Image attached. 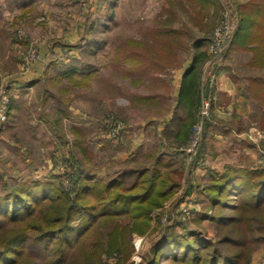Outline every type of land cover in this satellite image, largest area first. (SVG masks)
<instances>
[{
    "label": "rangeland",
    "instance_id": "1",
    "mask_svg": "<svg viewBox=\"0 0 264 264\" xmlns=\"http://www.w3.org/2000/svg\"><path fill=\"white\" fill-rule=\"evenodd\" d=\"M208 1L0 0V198L36 180L61 186L73 198L80 173V183L97 181L93 175L105 182L125 169L154 165L162 151L170 154L167 159L181 182L169 199L151 210L143 232L132 230L136 223L128 217L119 221L131 229L126 241H120L122 251L104 250L110 244L104 237L103 250L94 253L97 259H90L91 264H147L172 229L177 238L198 231L211 249L222 247L223 232L206 214L212 210L205 187L212 174H222L232 165L264 169V87L256 85L235 116L228 104L217 108L212 92L205 96L218 84L215 63L224 61L221 54L238 20L237 0ZM210 27V41L204 40ZM217 30L222 42L218 52L213 40ZM197 43H203L200 47L208 56L202 66L198 63L201 103L188 107V142L159 149V138L151 135L141 145L136 136L141 124L174 109L185 61ZM42 46L50 47V53L44 71L35 78L32 63ZM227 62L234 63L230 57ZM233 66L237 68V62ZM242 70L247 72V67ZM146 95L155 97L147 100ZM205 97L210 103L206 122L228 124L231 133L218 145L206 132L195 154L187 158L181 148L191 139ZM213 129L208 132H216ZM233 142L239 146L234 148ZM54 206L55 216L63 214L60 202ZM76 216L79 223L81 215ZM253 219L261 230L247 237L239 264H264V207ZM119 222L110 223L109 232ZM99 229L103 233L105 225ZM92 236L90 244L97 239L95 231ZM73 260L84 261V251L75 252ZM38 262L28 257L29 264Z\"/></svg>",
    "mask_w": 264,
    "mask_h": 264
},
{
    "label": "trees",
    "instance_id": "2",
    "mask_svg": "<svg viewBox=\"0 0 264 264\" xmlns=\"http://www.w3.org/2000/svg\"><path fill=\"white\" fill-rule=\"evenodd\" d=\"M206 2L210 1L201 0L200 3L204 5ZM259 6L263 7L261 3ZM237 10L236 27L227 48L221 54L222 58L228 55L238 35L241 17L239 9ZM224 19L223 16L220 18L222 22ZM210 30L211 27L204 40L210 41ZM202 44H196L199 50L193 54V66L208 56L200 48ZM67 49L74 50L72 47ZM128 59L131 60V56ZM193 66L191 68L194 69ZM181 93L182 91L179 97L183 98ZM200 96L199 84L196 95H190L187 102L189 105L201 103ZM185 124L188 129L191 120L188 119ZM206 127L205 120L204 137ZM189 135L188 129L187 137L180 143L186 142ZM200 150L202 151L201 148ZM177 153L179 154L178 151ZM169 155L162 151L156 156L154 165L125 169L105 182L93 175L92 178L97 181L80 183L84 178L80 173L76 177L79 185L73 198L63 187L52 183L43 184L38 180L15 187L12 193L0 198V217H4L0 218V264H29L28 257L32 256L39 260L36 264H91L90 259H97L94 253L103 250L104 237L110 242L104 250L122 251L120 241H126L127 232L130 233L131 229L119 221L128 217L137 224L132 226V230L143 232L151 221V210L169 199L181 185L180 180L175 177L176 171L171 161L167 159L170 158ZM249 168L229 166L222 174H212L205 187L212 210L206 214L223 232L219 238L222 247L211 249L210 242L204 240L198 231H191L184 238H177L172 229L171 236L162 238L154 248L147 264H239L245 258L243 250L247 237L261 230L253 219V213L264 207V169ZM130 176L134 178L132 181L128 180ZM89 195L91 196L87 197ZM56 202H60L64 208L63 214L57 216L54 206ZM233 211L236 212L235 215H231ZM78 214L81 219L78 220L79 223H75ZM115 221L119 224L109 232L110 223ZM103 225L105 229L102 233L99 226ZM16 226L20 230L12 229ZM94 231L97 239L90 244L89 238L93 237ZM223 247H230L232 251L224 250ZM77 251H84V261H72L73 254ZM98 258L101 260L99 253Z\"/></svg>",
    "mask_w": 264,
    "mask_h": 264
},
{
    "label": "crops",
    "instance_id": "3",
    "mask_svg": "<svg viewBox=\"0 0 264 264\" xmlns=\"http://www.w3.org/2000/svg\"><path fill=\"white\" fill-rule=\"evenodd\" d=\"M237 3L241 17L237 30L238 35L234 39L230 52L224 58V61L222 60L217 64L219 80L217 86L212 89L208 88L207 90L208 94L212 92L215 95L216 106H218L217 108H221L222 104H225L226 106L228 104L229 107L233 109L231 110L233 111L234 116L241 114V111L243 110L242 103L245 102V99L248 96L252 97L250 93L255 89L256 85L259 88L262 86L264 87V0H237ZM259 3L263 5L262 8L259 6ZM200 48L207 52L205 47ZM197 50H199L198 47L189 54L188 62L186 59L184 72L182 70L179 79L181 84L178 89V94L182 91L181 95L183 98L178 97L174 109H171L165 117L159 119L151 117L147 123L141 124L136 135L139 139V143L142 142L141 145H146L147 139H149L148 137L151 135H156L159 138V149L170 147L172 143L176 144L187 137L188 129L185 123L188 118L186 116L188 113H192L191 110L189 111L188 109L189 103L187 102V98L190 97V95H193V93L196 95V92L198 91L200 70L204 61L198 62L201 63L199 69H197V62L194 63L193 66V54H195ZM49 53L50 47H41L39 58L32 63L35 78L44 71ZM229 57L230 62L234 61V63H230V65L227 62ZM236 62L237 68L233 66ZM192 66L194 69L191 68ZM245 67H247V72L244 73L242 69H245ZM152 77L153 75L148 78L152 79ZM155 78L158 79L159 77L155 75ZM181 87L182 90H180ZM146 97L148 100L155 96L146 95ZM180 107H184V109L180 111L178 109ZM195 109L196 106L194 107V110ZM216 112L219 113V111H215V115L223 120L224 118L220 117ZM231 119L233 120V117H230V120ZM211 129L216 130V132H208ZM231 129L232 127L230 125L228 126V124L218 126L217 123L215 124L210 121V123L207 122L206 132L207 135L210 133V137L213 139L212 142H217L219 145L223 143V138H229L228 136L231 133ZM142 138H144V142ZM133 142L134 139H132V143L130 144L131 147L136 146ZM249 145L250 144H248V146ZM232 146L238 147L239 145L233 142ZM251 148V150H254L253 144H251ZM202 151L204 152L205 149H202ZM205 158V161L207 162L208 155Z\"/></svg>",
    "mask_w": 264,
    "mask_h": 264
},
{
    "label": "built area",
    "instance_id": "4",
    "mask_svg": "<svg viewBox=\"0 0 264 264\" xmlns=\"http://www.w3.org/2000/svg\"><path fill=\"white\" fill-rule=\"evenodd\" d=\"M222 23L226 24V28L229 27L228 21L226 18L223 20ZM218 31L219 30H217L216 35L218 34ZM213 40H214V45L217 46L216 52L221 51L222 50L221 49L222 48V42L219 40V36L217 35L216 38ZM207 97H205L203 99L202 113H201L198 121L194 124L192 136H191L189 143L181 148V151L184 152V154L187 156V158H191L195 154V151H196L197 147L199 146L200 141H201L202 136H203L204 122L206 120V116H207L209 109H210V103L208 101L209 98L207 99ZM114 135L117 136V133H114Z\"/></svg>",
    "mask_w": 264,
    "mask_h": 264
}]
</instances>
